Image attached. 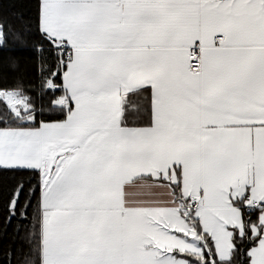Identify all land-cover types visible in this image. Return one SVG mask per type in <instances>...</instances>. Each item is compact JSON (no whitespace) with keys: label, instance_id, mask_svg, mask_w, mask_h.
<instances>
[{"label":"snow or ice","instance_id":"1","mask_svg":"<svg viewBox=\"0 0 264 264\" xmlns=\"http://www.w3.org/2000/svg\"><path fill=\"white\" fill-rule=\"evenodd\" d=\"M0 11V264H264V0Z\"/></svg>","mask_w":264,"mask_h":264},{"label":"trees","instance_id":"2","mask_svg":"<svg viewBox=\"0 0 264 264\" xmlns=\"http://www.w3.org/2000/svg\"><path fill=\"white\" fill-rule=\"evenodd\" d=\"M22 3L25 5V10H27V4L29 3V0H22ZM0 16H10V13L7 11H0ZM18 55H23L22 53H16Z\"/></svg>","mask_w":264,"mask_h":264}]
</instances>
